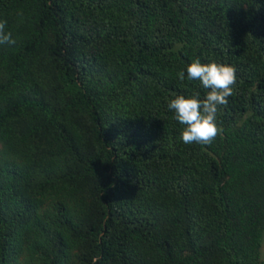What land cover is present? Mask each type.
I'll list each match as a JSON object with an SVG mask.
<instances>
[{
	"label": "trees",
	"instance_id": "trees-1",
	"mask_svg": "<svg viewBox=\"0 0 264 264\" xmlns=\"http://www.w3.org/2000/svg\"><path fill=\"white\" fill-rule=\"evenodd\" d=\"M0 264H264V0H0ZM236 68L210 145L168 103Z\"/></svg>",
	"mask_w": 264,
	"mask_h": 264
},
{
	"label": "clouds",
	"instance_id": "clouds-1",
	"mask_svg": "<svg viewBox=\"0 0 264 264\" xmlns=\"http://www.w3.org/2000/svg\"><path fill=\"white\" fill-rule=\"evenodd\" d=\"M6 20H0V44H15L10 31H6ZM179 81H199L207 90L201 99L199 93L185 96L177 95L168 103V109L175 113V119L185 125L180 140L184 144L210 145L217 136H222L223 129L217 122V114L221 105H227L228 97L234 94L237 82L236 68L232 65L202 63L199 59L177 73ZM99 257H94L92 264H97Z\"/></svg>",
	"mask_w": 264,
	"mask_h": 264
}]
</instances>
